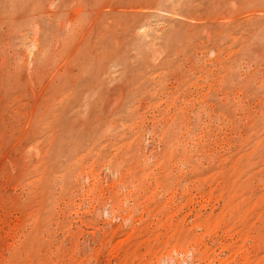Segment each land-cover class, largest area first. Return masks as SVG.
<instances>
[{
  "label": "rangeland",
  "instance_id": "1",
  "mask_svg": "<svg viewBox=\"0 0 264 264\" xmlns=\"http://www.w3.org/2000/svg\"><path fill=\"white\" fill-rule=\"evenodd\" d=\"M0 264H264V0H0Z\"/></svg>",
  "mask_w": 264,
  "mask_h": 264
}]
</instances>
